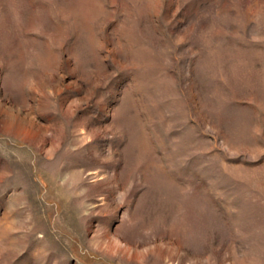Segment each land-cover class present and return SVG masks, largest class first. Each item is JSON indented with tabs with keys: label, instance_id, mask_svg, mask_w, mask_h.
<instances>
[{
	"label": "rangeland",
	"instance_id": "374dc122",
	"mask_svg": "<svg viewBox=\"0 0 264 264\" xmlns=\"http://www.w3.org/2000/svg\"><path fill=\"white\" fill-rule=\"evenodd\" d=\"M0 264H264V0H0Z\"/></svg>",
	"mask_w": 264,
	"mask_h": 264
},
{
	"label": "bare ground",
	"instance_id": "6f19581e",
	"mask_svg": "<svg viewBox=\"0 0 264 264\" xmlns=\"http://www.w3.org/2000/svg\"><path fill=\"white\" fill-rule=\"evenodd\" d=\"M4 129L6 131H8V132H17V133H20V132L24 131L23 128H21V127H15V126H13L12 123H9V124L5 125L4 126Z\"/></svg>",
	"mask_w": 264,
	"mask_h": 264
}]
</instances>
